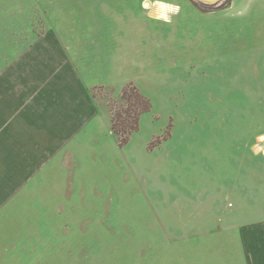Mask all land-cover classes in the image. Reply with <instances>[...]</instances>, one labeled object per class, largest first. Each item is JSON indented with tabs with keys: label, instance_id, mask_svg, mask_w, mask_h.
Returning a JSON list of instances; mask_svg holds the SVG:
<instances>
[{
	"label": "rangeland",
	"instance_id": "1",
	"mask_svg": "<svg viewBox=\"0 0 264 264\" xmlns=\"http://www.w3.org/2000/svg\"><path fill=\"white\" fill-rule=\"evenodd\" d=\"M144 2L0 0V264H245L239 227L264 221V0H166L167 24ZM20 71L81 109L62 140L63 114L29 110L24 129L49 130L29 138L38 162L20 108L3 116ZM134 88L149 109L121 141Z\"/></svg>",
	"mask_w": 264,
	"mask_h": 264
},
{
	"label": "crops",
	"instance_id": "2",
	"mask_svg": "<svg viewBox=\"0 0 264 264\" xmlns=\"http://www.w3.org/2000/svg\"><path fill=\"white\" fill-rule=\"evenodd\" d=\"M13 75V74H12ZM33 76L32 75H25L20 71L13 76V83L12 86L7 87L8 89L12 90L11 92H6L4 98L5 100H8L13 104L10 109L7 110L8 104L4 102V108L6 111H4L3 116H7L6 114L9 113V111H12L13 115H16L19 111V108L21 110L19 114V119L16 123H13V126L16 127L17 124L20 125V122H22V132L21 135H23V142L24 146H26V154L24 155L27 157V161L29 159H33L35 161H39V159L46 154V145L43 143L39 146V158L34 159L35 157L30 156L31 154L28 153L30 142V137H34L35 135L41 136L42 139H44L46 136H49V130L46 127H40L37 129L36 127H33V131L28 133V128H25V124H27V117H29L27 114L30 109H33L36 112L35 115L37 117L42 118V121L44 122V117L47 114L48 118H53V116L56 118L59 114H63V116H59V120L62 119L61 122L62 125L58 126L57 131V137L62 140V137H64L66 134L69 133L70 127L71 130L72 127V120L71 113L73 114L74 118H76V114L81 112V109L77 107V113H76V107L72 104H70L71 100L68 97V93L66 92V88L61 90L57 87L54 88V92L56 94H53L54 96H43L42 93L34 94L33 92H36L35 87L32 86ZM53 89V88H52ZM6 90V88L4 89ZM62 91V92H60ZM50 95V94H49ZM30 118V117H29ZM80 121V120H78ZM13 126H10V128H13ZM66 126V127H65ZM28 134H33L32 136ZM43 142V140H42ZM33 147V144H32ZM36 152V155H38ZM261 156L264 158V152L261 154ZM28 164H26L27 167ZM29 170H27L28 172ZM264 216V215H263ZM263 216H261V219ZM259 218V219H260ZM260 220H247L246 223L243 226L239 227V236L241 238V241L243 242V249H244V258H245V264H264V221L262 224H259Z\"/></svg>",
	"mask_w": 264,
	"mask_h": 264
},
{
	"label": "trees",
	"instance_id": "3",
	"mask_svg": "<svg viewBox=\"0 0 264 264\" xmlns=\"http://www.w3.org/2000/svg\"><path fill=\"white\" fill-rule=\"evenodd\" d=\"M124 105L119 107L112 116L111 129L121 136V141L137 130L139 118L149 109L148 100L135 88L122 94Z\"/></svg>",
	"mask_w": 264,
	"mask_h": 264
},
{
	"label": "clouds",
	"instance_id": "4",
	"mask_svg": "<svg viewBox=\"0 0 264 264\" xmlns=\"http://www.w3.org/2000/svg\"><path fill=\"white\" fill-rule=\"evenodd\" d=\"M149 4L152 5V10L149 11V16L154 17L158 21H163L165 24L170 23L172 16L177 15L180 12L179 4L166 2V0H145L141 6L147 10ZM258 139L264 141V137ZM253 147L257 152H264V143L256 144Z\"/></svg>",
	"mask_w": 264,
	"mask_h": 264
},
{
	"label": "bare ground",
	"instance_id": "5",
	"mask_svg": "<svg viewBox=\"0 0 264 264\" xmlns=\"http://www.w3.org/2000/svg\"><path fill=\"white\" fill-rule=\"evenodd\" d=\"M203 4H206V5H212V3H214L215 2V0H200ZM220 1V0H219ZM218 1V2H219Z\"/></svg>",
	"mask_w": 264,
	"mask_h": 264
},
{
	"label": "water",
	"instance_id": "6",
	"mask_svg": "<svg viewBox=\"0 0 264 264\" xmlns=\"http://www.w3.org/2000/svg\"><path fill=\"white\" fill-rule=\"evenodd\" d=\"M219 0H215V2L213 4H216V2L218 3Z\"/></svg>",
	"mask_w": 264,
	"mask_h": 264
}]
</instances>
